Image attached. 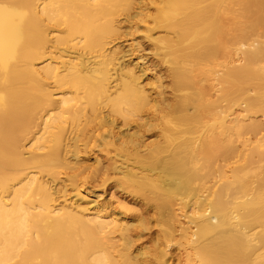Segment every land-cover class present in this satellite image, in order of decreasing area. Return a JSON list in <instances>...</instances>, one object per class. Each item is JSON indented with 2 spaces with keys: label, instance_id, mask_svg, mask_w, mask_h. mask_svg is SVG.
I'll list each match as a JSON object with an SVG mask.
<instances>
[{
  "label": "bare ground",
  "instance_id": "obj_1",
  "mask_svg": "<svg viewBox=\"0 0 264 264\" xmlns=\"http://www.w3.org/2000/svg\"><path fill=\"white\" fill-rule=\"evenodd\" d=\"M240 12L246 27L226 31ZM140 31L169 64L172 99ZM221 50L244 56L224 96L264 109V0H0V264H169L178 205L191 223L184 264H264V178L222 172L206 185L200 164L203 150L232 151L211 126L242 130L224 109L204 121L214 104L194 89L192 72L210 73L195 67ZM91 143L109 156L90 175L75 163ZM114 187L143 194L157 217L150 250H133L145 219L103 199Z\"/></svg>",
  "mask_w": 264,
  "mask_h": 264
},
{
  "label": "rangeland",
  "instance_id": "obj_2",
  "mask_svg": "<svg viewBox=\"0 0 264 264\" xmlns=\"http://www.w3.org/2000/svg\"><path fill=\"white\" fill-rule=\"evenodd\" d=\"M240 8V4H234L231 6V10H239ZM232 13V11H227V16L234 17ZM237 14L238 15L233 20L232 25H226V31H237V33H239L246 27L245 22L248 19L242 15L241 12ZM246 30L251 32L248 28ZM258 31H262V28H258ZM133 37L139 41L138 49L141 54L145 55L146 65L150 70H152L148 71V73L159 77L164 95L166 97L173 98L172 77L169 71V64L161 62L159 57L154 55V51L151 50L153 43L148 38L144 37L143 31L136 32ZM243 57L244 56L241 52L228 54L221 50L215 59L210 60L209 62H203V64L195 67L196 70L197 68L209 70L210 73L208 75H198L195 73L196 71L192 72L193 79H195L194 89L197 87L205 88L206 99L214 104L211 113L203 114V120L212 123L214 118L213 113L224 109L226 111L228 123L237 119L239 120L238 124L242 126V130L240 129L239 133H237L235 129L225 132L218 127H210V134L211 131L216 133L218 140L232 146V151L230 153H223L216 146H213V148L207 149L206 151H202L199 156L201 158L200 164H203L202 173L207 174L209 177L206 185H210L212 180H214L215 177H219V174L222 172H226L228 175H231L233 172L244 171L248 172V176L250 178L251 176H260L264 178V109L256 108L253 110H247L245 103L242 101L235 102L224 96L225 89L229 86L227 81L224 79V72L232 65H242L244 63ZM258 66L264 68V59L258 63ZM149 81L146 79L144 80V83H148ZM247 87L249 88L248 93L250 95L255 92L253 84L247 85ZM194 89L188 91H192ZM191 112L192 109L188 110V113ZM115 117H117L118 123H121L122 117L116 114ZM257 123L260 124L259 128L257 130L251 129V126ZM145 132L146 136H150V131ZM69 133L70 132L68 131L66 139L67 142H70L69 137L71 138L72 135H69ZM94 145V143H91V145L87 148V152L83 151L79 154V157L77 158L78 163L72 161L75 163V166H80V168L86 172L85 174L90 173L91 175V171L94 170L95 164L93 163V160L95 155L101 158L100 165L108 162L107 156L109 155H107L106 150H100ZM92 146L93 150H90ZM67 156L70 157L71 154L68 153ZM90 188L92 189L94 187ZM94 189L97 190L98 188ZM102 197L103 199L112 197L113 205L110 206L112 208L116 207L118 209L119 203L125 204L129 208L127 211V217H129V219L130 217H133L134 219L138 216L145 219L142 225H133V227H135V230L131 231L133 250H136L138 246H146L148 250L153 248L155 238L159 233L161 225L157 223V217H154L153 219L151 218L153 213L151 211V207L148 206L144 195L141 193L129 192L120 187H114L110 191L108 189ZM188 211V207L179 205L175 210L176 219L173 221V235L170 237L171 239L168 243L166 254V259L169 261V264H184L187 245L185 244V240L182 236V231L186 228V226H191V223L188 222ZM115 240L117 239L115 238ZM162 247H164V245H162Z\"/></svg>",
  "mask_w": 264,
  "mask_h": 264
}]
</instances>
